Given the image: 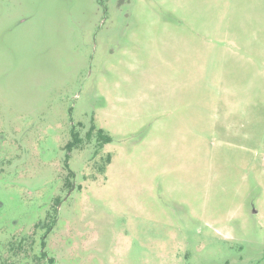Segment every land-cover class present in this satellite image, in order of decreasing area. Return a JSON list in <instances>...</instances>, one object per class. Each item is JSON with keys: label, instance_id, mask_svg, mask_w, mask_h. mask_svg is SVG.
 I'll use <instances>...</instances> for the list:
<instances>
[{"label": "rangeland", "instance_id": "obj_1", "mask_svg": "<svg viewBox=\"0 0 264 264\" xmlns=\"http://www.w3.org/2000/svg\"><path fill=\"white\" fill-rule=\"evenodd\" d=\"M49 259L264 264V0H0V264Z\"/></svg>", "mask_w": 264, "mask_h": 264}, {"label": "trees", "instance_id": "obj_2", "mask_svg": "<svg viewBox=\"0 0 264 264\" xmlns=\"http://www.w3.org/2000/svg\"><path fill=\"white\" fill-rule=\"evenodd\" d=\"M94 131H95V129H94V127H92L90 129V132H89L90 138H92ZM96 135H97V140H98V144L100 145V147L111 143L113 140L112 137L110 135H108L104 130H98ZM73 136H74V141L68 145L69 149L81 144V138L78 136V134L74 133ZM110 161H111V159L109 157L108 163H110ZM45 256H46V254H44V257Z\"/></svg>", "mask_w": 264, "mask_h": 264}, {"label": "flooded vegetation", "instance_id": "obj_3", "mask_svg": "<svg viewBox=\"0 0 264 264\" xmlns=\"http://www.w3.org/2000/svg\"><path fill=\"white\" fill-rule=\"evenodd\" d=\"M89 132L87 133V137L88 138L90 137ZM74 133H73V135H74ZM73 141H74V136H73ZM81 144H82V140H81ZM56 221H57V217L52 218L51 221L49 222V225H44V228L46 229V234L43 236L41 245H42V249H43L42 256L44 257V254H46L45 258H48V254H47V252L45 250L46 249V245H47V236H48L49 233H51L53 231L54 227L56 226ZM49 260H50V263L53 264V260L52 259H49Z\"/></svg>", "mask_w": 264, "mask_h": 264}]
</instances>
